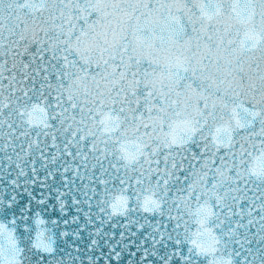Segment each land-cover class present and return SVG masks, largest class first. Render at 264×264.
Here are the masks:
<instances>
[{
	"label": "water",
	"instance_id": "water-1",
	"mask_svg": "<svg viewBox=\"0 0 264 264\" xmlns=\"http://www.w3.org/2000/svg\"><path fill=\"white\" fill-rule=\"evenodd\" d=\"M174 23L179 43L167 39ZM177 57L184 78L160 79ZM224 101L258 112L253 126L217 132ZM177 111L203 125L190 143L163 135ZM262 152L264 0H0V194L51 173L49 187L67 177L70 195L95 204L124 179L155 196L154 222L179 206L196 230L186 213L203 206L217 264H264V160L248 163ZM145 203L133 201L138 221Z\"/></svg>",
	"mask_w": 264,
	"mask_h": 264
},
{
	"label": "snow or ice",
	"instance_id": "snow-or-ice-1",
	"mask_svg": "<svg viewBox=\"0 0 264 264\" xmlns=\"http://www.w3.org/2000/svg\"><path fill=\"white\" fill-rule=\"evenodd\" d=\"M200 9L202 16L211 15L207 5L201 4ZM182 30V25L174 23L168 30L167 39L179 43ZM135 39L147 38L136 35ZM188 70L184 61L177 57L174 63H169L167 72L160 74V79L178 82L184 78L181 73ZM152 95L153 89L149 87L148 96ZM222 104L228 108L229 116L216 126L217 132L223 129L230 135L233 121L240 128L252 127L259 115L250 109H242L240 105L233 104L229 108L226 101ZM157 113L162 125L165 109L157 106ZM198 115L205 114L198 110ZM221 119H224L223 114ZM168 124V132L163 135L184 143L192 141L197 126L203 127L199 119L185 116L180 111ZM210 135L218 141L215 132ZM139 147L138 144L126 145L123 151L133 152ZM257 159L264 160V152L248 163L254 164ZM240 163L243 165L245 161ZM50 175L39 178L38 186L33 180L35 187L31 191L25 187L19 194H8L7 191L0 194V264H25L26 260L28 264H201L204 258H207L206 264H217V249L205 247L201 240L207 231L203 206L189 208L186 213L191 223L197 226L193 230L179 206L178 216L168 215L163 221L154 222L150 217L157 213V209L147 201L155 196L147 197L148 190L131 191L124 179H119L118 188L114 185V190L105 189L106 201L101 199L94 204L88 196L82 201L77 193L70 195L67 189L75 181L69 183L67 177L62 180V187L54 184L49 187L46 181ZM148 179L151 180V176ZM161 179L160 175L156 176L157 187ZM176 179H181L179 174ZM99 183L105 185L107 182L101 179ZM136 183L141 181L138 179ZM164 183L167 184L168 180L164 179ZM90 191L92 196L96 195L95 189ZM142 195L146 203L140 211L146 216L138 221L132 215L136 211L133 201ZM223 264H231V261L224 259Z\"/></svg>",
	"mask_w": 264,
	"mask_h": 264
}]
</instances>
